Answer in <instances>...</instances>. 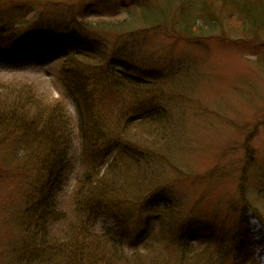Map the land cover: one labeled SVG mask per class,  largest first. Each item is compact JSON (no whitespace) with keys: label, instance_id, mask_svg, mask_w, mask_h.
Returning a JSON list of instances; mask_svg holds the SVG:
<instances>
[{"label":"rangeland","instance_id":"rangeland-1","mask_svg":"<svg viewBox=\"0 0 264 264\" xmlns=\"http://www.w3.org/2000/svg\"><path fill=\"white\" fill-rule=\"evenodd\" d=\"M110 1L124 18L129 8L138 13L169 0ZM86 2L92 17L113 15L91 0L82 5ZM177 2L174 8L183 5L202 23L212 19L215 29L205 37L185 38L161 25V32L125 46L127 58L132 51L135 62L159 73L148 91L161 108L153 122L159 129L145 132L165 135L138 149L147 155L139 162L121 150L122 139L100 140L92 148L77 135L75 106L60 62L84 46L65 40L23 48L0 43V84L10 85L0 89V100L19 108L18 126L0 131V264H68L74 254L64 236L77 224L82 233L84 223L91 235L84 242L78 233L75 242L77 250H87L85 264H263L264 24L251 28L247 23L244 30L237 13H209L203 0ZM17 3L24 9L0 0V24L11 33L21 22L25 29L37 23L32 8ZM15 86L25 87L24 97ZM120 87L118 93L105 88L99 95L103 120L111 125L129 114L124 101L130 94ZM124 109L126 115L119 118ZM48 117L70 119L73 129L67 154L59 159L61 180L52 195L55 219L44 223L45 234L35 235L39 227H29L26 217L31 205L49 193L35 186L46 176L40 164L50 155V135L42 126ZM94 198L93 214L76 205ZM109 230L112 243L108 237L101 243L92 240ZM113 235L126 252L140 253L123 259L125 252L111 246L121 245Z\"/></svg>","mask_w":264,"mask_h":264},{"label":"trees","instance_id":"trees-1","mask_svg":"<svg viewBox=\"0 0 264 264\" xmlns=\"http://www.w3.org/2000/svg\"><path fill=\"white\" fill-rule=\"evenodd\" d=\"M8 1L16 3L23 9L24 5L17 2L27 3L28 7L32 8L30 11L32 19L37 23L33 24L34 27L25 29L23 22H21L19 26L14 27V30L10 29L14 32L11 33L8 32V27L1 22L0 43H17L19 48H23L42 46L44 44L49 45L65 40L84 46V51L69 53L60 62V76L69 87L75 106L77 135L92 148L99 145L100 140L122 139V145L125 147L121 148V150L129 159L135 162H139L147 156L146 154L140 155L138 152L139 148L148 145L150 140L154 141L158 137H162L165 133L159 131V133L152 135V131L151 135H148L145 132V129L148 128L159 129L156 124H153L158 118V115L155 116L157 109H159L157 101L154 94L148 93L151 88H154L153 84L156 82V80L152 81V79H157L159 73L156 72V67L147 68L146 65L135 62L132 58V51H130V57L127 58L124 53L126 51L125 46L130 40H134L139 36L161 32V29H159L161 25L165 31H176V33H179L178 36L182 35L185 38H193L194 36L205 37L206 34L212 33L215 29L212 19H205L202 23V21H198L200 20L199 17L193 16L190 11L183 8V5L179 9L174 8L173 6L178 3L177 0H169L163 7L143 8L138 13L135 12V9L129 8V14L124 18H121L118 12L115 11L114 5H112L110 0H91L95 2L93 3L95 6L100 5L113 12L111 17L96 18L88 13L89 9H87L88 6L86 5L89 4L87 2L82 5L86 0ZM186 1L187 4L190 3V0ZM203 2L209 9V13L220 12V9H224L226 12L231 11L232 14L237 13L240 21L238 25L242 26L244 30H246L247 23L251 28H259V26L264 24V16L262 17L264 0H235L233 2L228 0H222V2L219 0H203ZM60 16H64V18L62 19ZM173 18H175V22L172 21L171 27ZM134 48L135 46L132 45V49ZM120 84L126 88L125 93L130 94V96L126 95L127 98L124 101V106H128L129 114L127 116H125L126 114L124 115L123 111H125V108L119 118L125 117L120 121H114L111 125L103 120L102 115L104 114L100 112L98 107L100 104L99 95L105 88H110L118 93L121 88ZM9 86L7 83L0 84V89H6ZM24 89L25 87L15 86V91L19 96H23ZM18 109L12 103H5V101L0 100V131L7 128L12 132L18 126V119H16L18 117ZM60 111L58 109L55 116H58ZM138 112L141 114L145 112L146 115L137 117L136 114ZM105 116L111 117L109 113ZM69 122H71L70 119H50L48 117L42 125L45 132L50 135L51 146L48 147L50 155L45 156L46 158L40 164L41 170L46 171V176L35 186L46 188L49 193L43 198L39 197L31 205V208L27 210L29 215L26 220L29 227H32L33 224L39 227L35 235L45 234L44 223L47 224L48 221L55 219V208H53L55 207V200L52 195L55 186L59 185L61 180L58 169L62 161L59 159L60 157H65L69 147L67 146V139L70 137L69 132H72L73 129V126L68 124ZM114 127L118 129L117 132L113 131ZM87 140L89 141L86 142ZM95 140H98V143L94 144ZM113 146L109 147L110 152H113ZM86 183L87 181L84 180V183L80 185L81 188ZM93 183L96 182L94 181ZM94 200L95 198L85 202L77 200L76 205L79 209H86L93 214L95 207L90 205ZM255 216L259 217L257 213H255ZM79 228L78 224L75 225L74 229L76 231L66 233L64 236L66 237V243L68 241L67 246L71 245V252L74 254L71 255V260L68 264H71L81 256L82 259L76 263L85 264L86 255L84 253L87 250L83 249L84 251L81 252L76 249L78 243L75 240H78L77 234L81 232ZM82 228L85 229L82 232L84 235L82 233H79V235H82L85 239L84 242H86L91 235H88L87 232L91 233V229L87 223H84L81 226ZM111 233V230H109V232H105L100 236L101 239L95 237L96 240H92L101 243V241L107 240L106 237H108V240L112 243L113 237L110 235ZM114 238L121 245L113 242L111 246L118 251L121 249L125 252L123 259L134 257V254L140 253L137 250L126 252L121 240L115 236ZM247 239L246 243L249 244L250 240L249 238ZM109 241L107 242L110 243ZM26 247L27 243L25 244ZM40 257L35 256L33 259L37 258L35 260H39Z\"/></svg>","mask_w":264,"mask_h":264},{"label":"bare ground","instance_id":"bare-ground-1","mask_svg":"<svg viewBox=\"0 0 264 264\" xmlns=\"http://www.w3.org/2000/svg\"><path fill=\"white\" fill-rule=\"evenodd\" d=\"M261 255H262V262L264 264V251H263V253H261Z\"/></svg>","mask_w":264,"mask_h":264}]
</instances>
